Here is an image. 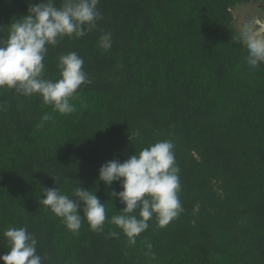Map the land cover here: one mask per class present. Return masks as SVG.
<instances>
[{
    "label": "trees",
    "instance_id": "1",
    "mask_svg": "<svg viewBox=\"0 0 264 264\" xmlns=\"http://www.w3.org/2000/svg\"><path fill=\"white\" fill-rule=\"evenodd\" d=\"M40 2L0 0V39ZM249 2L264 12V0H100L97 29L65 37L44 61L56 80L60 54L84 59L92 83L75 112L0 88V256L10 250L3 232L26 226L44 264H264V63L251 69L232 39L233 9ZM163 140L175 144L183 212L166 227L153 217L131 246L109 223L124 207L110 193L122 189L99 181V169ZM78 186L105 202L103 233L86 220L74 233L39 203L42 189L71 197Z\"/></svg>",
    "mask_w": 264,
    "mask_h": 264
},
{
    "label": "clouds",
    "instance_id": "2",
    "mask_svg": "<svg viewBox=\"0 0 264 264\" xmlns=\"http://www.w3.org/2000/svg\"><path fill=\"white\" fill-rule=\"evenodd\" d=\"M99 3L100 0H61L59 7L56 0L29 3L27 15L11 23L7 39H0V88L18 90L28 96L39 95L61 115L75 112L73 101L80 99V89L92 83L84 70V59L74 51L60 54L56 80L46 78L44 61L50 48L59 46L65 37L83 38L97 29L98 22L104 18ZM232 39L246 49L244 61L251 69H258L264 63V26L259 21L244 24ZM112 44V33L103 32L98 40L99 48L108 51ZM180 172L172 140L142 148L123 163L114 159L100 167L99 181L108 187L119 182L122 189L110 193L124 207L119 214L112 215L109 223L126 235L129 245H136V238L148 229L153 217L159 227H166L183 212ZM52 178L57 184L58 177ZM42 192L45 198L39 203L62 218L68 230L78 232L86 220L92 231L104 232L108 220L105 202L95 192L81 186L74 189L71 197L61 194L59 187ZM118 235L108 232L109 237ZM3 236L10 246L7 254L0 256L4 264H44L46 258L37 252L38 241L26 226L9 227ZM144 243L145 255L154 260L152 244Z\"/></svg>",
    "mask_w": 264,
    "mask_h": 264
},
{
    "label": "rangeland",
    "instance_id": "3",
    "mask_svg": "<svg viewBox=\"0 0 264 264\" xmlns=\"http://www.w3.org/2000/svg\"><path fill=\"white\" fill-rule=\"evenodd\" d=\"M260 12H262V10L256 2L238 5L233 9L235 27L240 29L245 24L248 15H259Z\"/></svg>",
    "mask_w": 264,
    "mask_h": 264
},
{
    "label": "water",
    "instance_id": "4",
    "mask_svg": "<svg viewBox=\"0 0 264 264\" xmlns=\"http://www.w3.org/2000/svg\"><path fill=\"white\" fill-rule=\"evenodd\" d=\"M252 21H259L261 26H264V12H260L259 15H248L245 24Z\"/></svg>",
    "mask_w": 264,
    "mask_h": 264
}]
</instances>
